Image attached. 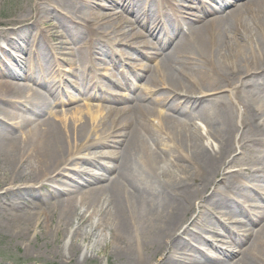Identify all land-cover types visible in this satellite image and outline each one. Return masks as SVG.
Segmentation results:
<instances>
[{
    "label": "bare ground",
    "instance_id": "bare-ground-1",
    "mask_svg": "<svg viewBox=\"0 0 264 264\" xmlns=\"http://www.w3.org/2000/svg\"><path fill=\"white\" fill-rule=\"evenodd\" d=\"M41 1L47 5L35 6L31 17L22 14L3 29L14 30L22 41L33 29L37 41L44 37L39 24L49 28L65 17L88 32L94 19L103 39L84 36L78 62L90 61L97 48L106 56L104 45L120 44V38L129 48L142 44L144 37L131 25L136 22L176 41L156 67L143 66L146 82L159 86V97L151 101L144 91L103 97L100 93L110 89L101 84L93 94V79L92 86L64 100L57 86L47 85L60 67L53 62L55 52L61 55L58 45L52 47L51 64L44 46L36 44L27 50V65L17 63L18 71L4 67L1 56L11 52L0 48V76L7 78L0 81V217L5 225L36 224L47 212L67 226L76 219L94 227L97 220L96 229L109 235L112 253L127 264H264V222L259 229L250 228L264 217V200H257L264 196V0H219L222 5L216 8L218 0H208L201 3L202 14L192 15L184 26L172 16L176 0H105V11L93 18L73 6L78 0ZM154 5L159 6L149 8ZM116 7L122 9L114 11ZM123 10H132L135 22ZM110 16L114 25L104 29L102 21L107 24ZM145 45L147 55L133 49L126 58L156 56L157 50ZM115 55L108 59L121 62ZM22 80L43 89L48 98ZM79 100L131 103L104 107V114L88 103L62 114L56 109ZM170 101L167 112L159 110ZM238 145L240 153L229 159ZM54 179L61 181L60 190L39 199L36 187ZM21 183L30 185L22 188ZM238 192L248 198L241 216L225 220L227 232H216L221 219L231 218L240 206L236 199L232 202ZM236 227L242 230L235 233ZM207 232L227 240L211 239ZM245 240L248 245L241 248ZM210 241L222 243L212 248Z\"/></svg>",
    "mask_w": 264,
    "mask_h": 264
},
{
    "label": "rangeland",
    "instance_id": "rangeland-1",
    "mask_svg": "<svg viewBox=\"0 0 264 264\" xmlns=\"http://www.w3.org/2000/svg\"><path fill=\"white\" fill-rule=\"evenodd\" d=\"M53 1L55 3L56 1H59L60 4H64L68 3L69 0ZM78 1L80 3L77 2L75 5H72L75 6L80 13H92V18L94 15H98L101 12L105 11L103 8H101V5H107L105 0H87L88 3L85 2L86 0ZM243 1L245 0H235L234 2L241 3ZM208 2L210 1L176 0V4L172 6L171 10L173 14L172 16L176 17V24L184 26V23L188 22L187 19L192 18V15H201V3L203 6H205ZM52 3V1L48 2V4ZM37 5L46 6L47 2L44 3L41 0H0V26L13 22L15 18L19 17L22 14L26 15V18L31 17V15L34 13L33 8ZM221 5L222 4L221 2H219V0L217 4L213 3V6L215 8L216 6L221 7ZM158 6L159 5H154L149 8L153 9ZM138 7L141 8V6H136L135 8ZM120 9L122 8L116 7L114 8V11ZM229 9H231L230 5L223 8L225 12ZM131 11L132 10H123L124 14H128V16H130V18L135 22L136 18L133 15L134 13H132ZM156 16L157 15L155 14L152 18H156ZM183 16L186 20L183 19ZM208 19L209 16H207V18H204V20ZM92 20L93 21L89 22L86 26L88 32H84V30L81 28V24L78 23L79 21H69L65 17L60 20L61 22H56L55 25L52 24L54 26H51L49 28H45L44 25L39 24L37 26V29L43 30L44 37L40 39L36 38L37 41H35L34 39L33 29L27 34V38H24V40L22 41L19 34L14 33V30L11 31L1 28L0 48L1 50H8L11 52L10 56H1V59L4 62V67L8 68V70L18 71L19 68L17 66V63L19 61L27 65V50H29L36 44L44 46L43 51L48 54V57H50L49 59L52 64L51 50L54 45H58L61 49V55H59L58 52H55V54L53 55V62H59L60 67L58 68L59 70H54L56 72L53 74V76H51L52 78H49V82H47V85L54 86L55 88L56 86L58 87L57 95L59 96V98L64 99V97H66L68 99V96L70 95L77 96V90L79 91V89L81 90L83 88L87 89L89 88V86H92L90 85V79H93V83L95 85L93 94L101 90L97 88V85L101 84L103 86H107L110 89L109 91H102L100 93V95H102L103 97L113 96V98H116V93L123 94L125 96H133V94L135 93L137 94L140 91H144L146 92L145 94H148L146 101L157 99L159 97L157 94L159 86L153 83L146 82V73L143 70V66L148 65L152 68L156 67L159 57L161 58L163 54L168 53L176 40H172L169 42V39L166 38L165 35H163V32L160 34V36H157L155 34H152L149 31L148 26L143 22H136L135 24L132 23L131 25L135 26L136 32L142 34V36L144 37V40H142V44H138L136 48H129L130 46L128 45L127 41L123 38H120V44H115L113 46L107 47L106 45H104L106 56H100V51L97 48L98 54H96L94 51V58H92L90 61L78 62L77 55L82 53V51L84 50L83 43L85 37H89L91 39H103L101 37V33L103 31L101 28V24L98 21L95 22L94 19ZM107 20V24H103L102 21V27L104 29L111 28L114 25L113 16H110ZM27 22V20L22 21V23ZM11 32H13V35L10 36ZM8 34L9 38H7ZM11 41L15 47H7V43ZM145 43L153 47V49H151V52H153L155 49L157 50L158 53L156 54V56H153L151 59L149 58V60L141 57L140 54L137 53L133 54L136 60H128L126 58L127 54H131L133 52V49H139L142 54L147 55L146 53L148 52H145L143 50L149 49H147V45H145ZM21 45H23L22 49L17 48ZM115 53L119 54L118 58L121 62L118 63L117 59H114L113 61L111 59H108V55L111 54L114 55V57H117ZM6 79V76H0V81H5ZM80 79L82 80V82ZM50 80L52 83L50 82ZM21 82L37 89L48 98L49 94L47 92H44L43 89L37 87V85H34L33 83L25 80H22ZM87 103L98 106L97 108L99 109L97 110L99 111V114H102V110L104 114L107 111V108L104 111V107L117 108L118 106L129 104L131 103V101L126 100L122 103H118L117 100L108 102L105 100H92L89 102L79 100L72 106H63V104H59L56 109L62 114L63 111L70 108H84ZM170 103L171 101L166 103L164 106H161L159 110L162 112H167L166 108ZM169 112L171 113V111ZM72 113H74V111L68 112L67 115H71ZM8 123L9 122H5L6 125H10ZM197 124L198 127H202V124L200 122H197ZM200 133L202 135L205 134L204 127L200 129ZM239 137L240 134L236 135L235 140L238 141ZM204 141L205 143H210V140H207L206 138H204ZM237 147L239 148V145L236 146L234 152L229 155V159H231L234 154L240 153V149H238ZM220 167H225V164L219 166L218 169H220ZM73 178L75 179V176ZM216 178L217 177H214L215 180ZM58 179L63 180L64 177L59 176ZM54 180L50 181V184L46 183V185H44L42 189L39 188V186L36 187L37 189H39L36 191V195L39 197V199L43 196H47V192L60 190V187L58 185L61 183V181L56 182V180ZM252 182L253 183L251 184L253 185L262 184V182L260 181ZM1 183H4V177L0 174V184ZM56 183L57 186H53L56 185ZM70 184L71 181H69L66 186H69ZM20 185L23 188L25 187V185H30V183H21ZM212 189L213 187L208 190V193H210ZM249 191L251 192L252 190L249 189ZM235 196L242 203L248 200L247 195L244 192H238L235 194ZM39 199L37 201H39ZM259 199L263 201L264 196L262 197L261 195L257 200L259 201ZM244 208V206L241 207V209ZM240 210L231 213V218L226 217L227 219L225 220L233 219L232 217L234 215L240 217ZM187 219L188 216L186 217L185 221ZM245 221L246 219L243 218V222ZM71 222L72 223L67 226L64 221H58L57 214H53L51 212H47L45 215H42L40 220L36 224H31L29 226H17L14 223L5 225L6 222L3 221L0 217V264H127L121 260H118L112 253L111 245L109 244V240L106 238L109 235L106 234L107 232H102L101 230H99V227L98 229H96L97 220L94 221V227H91V224L88 223L89 221L78 224L77 220L73 219V221ZM263 222L264 217L260 220V222H256L250 225V228L253 230L259 229ZM216 226L217 232H227V230H230L229 227L225 226V223L223 224V219H221L220 224L218 223ZM69 228H71L70 234L68 233ZM239 230H242V228L236 227L234 229V232L239 233ZM208 235H210L211 239L218 238L219 240H221L220 237H223L224 240H227L225 239V236H212L211 233H208ZM221 243L222 242L219 241L215 243L210 241V246L214 248L217 244ZM247 243L248 241L245 240L239 246L241 248H245L248 245ZM204 245V247L208 248L206 244ZM72 248L73 251L71 250Z\"/></svg>",
    "mask_w": 264,
    "mask_h": 264
}]
</instances>
